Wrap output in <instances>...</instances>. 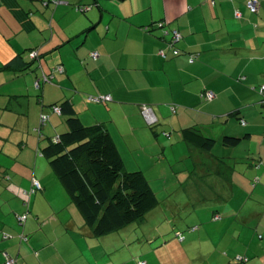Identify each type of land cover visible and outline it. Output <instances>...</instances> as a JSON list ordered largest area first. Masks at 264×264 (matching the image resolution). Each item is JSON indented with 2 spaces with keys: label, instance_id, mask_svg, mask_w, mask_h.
I'll return each instance as SVG.
<instances>
[{
  "label": "crops",
  "instance_id": "crops-1",
  "mask_svg": "<svg viewBox=\"0 0 264 264\" xmlns=\"http://www.w3.org/2000/svg\"><path fill=\"white\" fill-rule=\"evenodd\" d=\"M59 1L0 0V68L14 62L0 71V264H5L7 256L16 258L18 264H110L93 262L90 245L93 242L94 246L95 237L62 195L63 187H58L50 165L37 154L47 138L67 128L65 118L50 109L64 99L71 100L84 124H103L122 157L131 154L137 159L136 155L146 154L152 159L153 155H167L169 141L162 135L167 130L172 132V140L186 143L197 156L202 154L199 140L192 136L187 141L184 129H198L216 140L224 135L243 138L236 147L217 145L220 150L214 159L206 155L215 163L205 171L216 168L224 177L232 173L231 196L217 206L222 219L210 221L215 227L213 236L220 245L225 240L227 243L201 252L191 262L235 264V257L246 255L249 264H264V244L256 236L264 224L260 216L264 187L252 189L250 185L264 176V107L259 104L258 93L259 86L264 85V55L255 54L264 53V42L253 47L248 42L244 47L234 45L242 36L239 33L249 34L253 26L239 24L232 6H224L227 0L220 7L216 3L207 9L195 8L200 4L197 0ZM245 1H235L233 6L240 8ZM79 5H92V9L78 11ZM250 16L251 22L258 24L255 31L260 27L264 30V0L259 16ZM157 21L178 29L184 37L180 47L187 53L200 52L199 60L191 64L185 53L162 59L159 51L166 46L162 32L145 28ZM30 50L41 53L34 64L29 59ZM93 53L98 54L95 61ZM57 65H62L65 72L38 91L34 83L42 69L50 72ZM206 89L216 94L212 102L200 97ZM98 95H110L112 101H88V97ZM143 104L153 106L160 121L157 128L146 125L140 113ZM171 104L178 105L176 115L170 110ZM238 111L246 126L233 115ZM42 112L49 114L50 120L39 139L34 129ZM171 151L173 157L167 155L171 161L186 159L175 154L174 146ZM203 166L199 162L193 168L202 170ZM190 168L175 173L187 176ZM34 178L43 190L32 196L30 213L22 227L16 215L26 211L22 194L31 188ZM246 208L251 210L247 217L243 215ZM3 232L14 238L3 240ZM22 232L28 242L18 238ZM202 233L200 229L189 239ZM250 234L253 240L243 254L238 242ZM185 254H170V262L187 264L189 253Z\"/></svg>",
  "mask_w": 264,
  "mask_h": 264
},
{
  "label": "trees",
  "instance_id": "trees-1",
  "mask_svg": "<svg viewBox=\"0 0 264 264\" xmlns=\"http://www.w3.org/2000/svg\"><path fill=\"white\" fill-rule=\"evenodd\" d=\"M249 0H247L248 4ZM259 2V9L257 12H252L248 6L250 13L253 15L259 14L261 8V0ZM54 4H56L54 2ZM210 4L214 6L216 0H211ZM78 11L87 13L92 9V5H79ZM237 13L240 17H237ZM235 18L241 19L242 13L236 12ZM147 31L160 30L162 32L161 39L165 42V48L159 51V56L168 60L171 57L177 58L182 54L188 56L189 63H195L199 60L200 52H185L181 47L184 40L183 34L178 29L170 27V23L165 21H157L145 27ZM175 33L180 37L176 39ZM33 54L36 56L33 57ZM92 57V56H91ZM41 53L38 50L29 51V59L32 64L39 61ZM93 59V57H92ZM94 61L96 59H93ZM14 64H8L0 68H10ZM39 67V65H38ZM40 68L42 66L40 65ZM62 68V72L58 69ZM65 68L62 65L55 66L50 72H45L43 69L40 76L35 80L34 86L40 91L43 84H53L56 81L57 74H63ZM38 84V86H37ZM264 85H260L258 93L260 95L259 104L264 107ZM211 90H204L200 97L203 101L212 102L216 98L208 99L207 93ZM110 95H98L88 97V101L93 103H108L110 101H92L91 98H98ZM111 97V96H110ZM112 101V97H111ZM150 108L157 118L153 124H148L143 110ZM55 108L60 110V113L55 111ZM53 114L63 116L65 118L67 128L59 135L46 139V145L38 151V156L47 158L50 163L52 171L55 173L67 195L70 203L77 209L79 215L82 217L85 225L91 230L94 237H103L119 231L134 222L141 221L149 212L159 205V200L153 190L151 182L148 180L146 173L136 169L127 170L125 162L118 149V146L107 128L103 124L86 125L82 122L77 111L75 110L70 99H64L59 103L50 106ZM170 110L173 115L177 114L178 105L171 104ZM140 113L146 125L155 129L159 125V119L155 113L152 105L143 104L140 106ZM241 112H234L233 115L238 118L240 124L246 126L247 122L240 115ZM50 120V115L42 112L39 117V126L34 129L39 139L43 137V129ZM162 135L170 139L172 132L170 130L162 131ZM183 135L188 141L195 136L199 140V146L204 152H212L217 145L225 147L238 146L243 138H236L224 135L220 140L208 137L195 128H187L183 130ZM259 168L260 164L255 165ZM216 175L226 178L228 183L231 182V174L226 173L225 177L221 176L215 168ZM7 178V177H6ZM261 178H255L252 181V189L259 186ZM34 181L39 183V188L34 185ZM230 181V182H229ZM218 194L216 199L220 201L227 200L232 193L231 187H216ZM228 188L229 192H224ZM43 187L36 178L32 180L30 189L25 190L22 194L23 205L26 211L23 214H17L16 219L20 226H25L28 215L30 213V200L33 195L42 191ZM219 196V198H218ZM222 219V214L214 213L212 216L213 222ZM195 227L192 228V231ZM180 242L186 241L185 234L179 230L176 234ZM3 240H10L14 235L9 233H2ZM22 242H28L29 238L23 232L18 235ZM183 238V241H181ZM262 239V236H260ZM235 264H249V257L246 255L237 256L234 258ZM12 261L13 264H18L16 258L7 256L5 264ZM142 261H139L140 264ZM145 263V262H144ZM146 264V263H145Z\"/></svg>",
  "mask_w": 264,
  "mask_h": 264
},
{
  "label": "rangeland",
  "instance_id": "rangeland-1",
  "mask_svg": "<svg viewBox=\"0 0 264 264\" xmlns=\"http://www.w3.org/2000/svg\"><path fill=\"white\" fill-rule=\"evenodd\" d=\"M200 1L195 8H210L211 0H197ZM238 0H227L228 5L225 7L232 6L234 13L237 11L244 15L243 21L235 18L238 23L244 22L253 26L249 28V34L239 33V38L236 39L237 47L245 46L248 42L249 46H256L258 43L264 42V30L260 27L258 32L255 31L257 23L251 22V13L247 8V0L240 5V8L235 9L234 2ZM221 2L224 0H216V3L220 7ZM242 2V1H241ZM253 15V14H252ZM259 16V14L253 15ZM236 17V16H235ZM236 24V23H233ZM232 24V25H233ZM228 40L226 36H223ZM257 56H263L264 53L261 51H255ZM260 102V101H259ZM177 135V133L175 134ZM167 139V138H166ZM168 139V153L167 155L172 156L171 148L174 146V152L176 155H185L186 159L177 160L175 162L164 154L153 155L150 159L146 154L136 155L137 159H133L131 154L123 155L126 169L136 170L139 169L146 173L148 180L152 184V188L156 193L159 205L149 212L141 221L134 222L129 226L111 233L103 237L94 238V246L91 243L90 247H93L92 260L93 262H104L109 261L110 264H138L139 261H144L146 264H173L170 262L172 254L175 257L186 255L189 253L188 263H192L191 260L198 257L201 252H206L208 249H219L221 246H226L227 241L219 242V239L214 237L215 233L212 231L215 227L211 225L213 221V214L220 213L222 210L218 208L219 200L216 199L221 187H232L226 178H222L216 175L215 169H205L210 164H214L215 160L209 161L208 156H218L219 150L217 147L212 152L201 151V155H194L193 149L189 148L184 142L177 143L176 140ZM126 153H128L125 150ZM162 155L165 156V160L162 161ZM45 161L50 165L49 160L45 158ZM202 162L204 166L202 170L200 168L194 169V164ZM164 163V164H163ZM191 166L189 171L177 174V171H184L186 167ZM171 166V167H170ZM196 167V165H195ZM247 169V168H246ZM53 177L58 183V187H63L55 173ZM259 187H264V176L260 175ZM250 185H252L250 183ZM237 187V186H236ZM239 190L240 196H243L244 192ZM64 198L66 201H70L65 189H62ZM229 192L226 188L225 191ZM55 200L57 197H53ZM61 196L58 198L59 200ZM74 206V205H73ZM259 210V209H256ZM261 215L264 217V208L261 209ZM244 212L245 217L250 216L249 211ZM194 222V223H192ZM248 227L250 226L249 221L245 223ZM198 227V230L192 231V228ZM246 228V227H245ZM202 229V236H196L193 240L189 239L190 234L199 233ZM260 233H256L257 241L264 244V224L260 228ZM182 231L185 234L186 241L180 242L177 238V232ZM262 236V239H260ZM243 239V238H242ZM244 241L238 242L239 248L243 254L247 253V247L251 245L253 240L252 235H245ZM255 243H257L255 241ZM254 244V243H253ZM220 245V246H219ZM257 245H259L257 243ZM189 247L185 249V247ZM260 246V245H259ZM255 245H252L251 249H254ZM105 249V252H103ZM210 261V260H209ZM187 263V264H188ZM230 262H228L229 264ZM199 264V263H192Z\"/></svg>",
  "mask_w": 264,
  "mask_h": 264
},
{
  "label": "built area",
  "instance_id": "built-area-1",
  "mask_svg": "<svg viewBox=\"0 0 264 264\" xmlns=\"http://www.w3.org/2000/svg\"><path fill=\"white\" fill-rule=\"evenodd\" d=\"M54 2L56 4L60 3L59 0H54ZM247 6L252 12H257L258 9H259V2H258V0H249ZM237 17H240L239 13H237ZM175 37H176V39H178L180 37V35L178 33H175ZM35 56L36 55L33 54V57H35ZM92 57H93V59H97L98 58V54L97 53H93ZM58 70L62 72V68H59ZM37 86H38V84H37ZM263 90H264V88H263ZM207 98L208 99L215 98L214 93L211 92V91L208 92L207 93ZM91 100L95 101V102L111 101V97L110 96H103V97H98V98H91ZM55 111L57 113H60V110L58 108H55ZM143 115H144L146 121L148 122V124H153V123H155L157 121L156 116L154 115V113L152 112V110L150 108L145 107L144 110H143ZM34 185L39 188V183L37 181H34ZM181 241H183V238H181ZM8 264H13V262L9 261ZM140 264H145V263L141 262Z\"/></svg>",
  "mask_w": 264,
  "mask_h": 264
}]
</instances>
